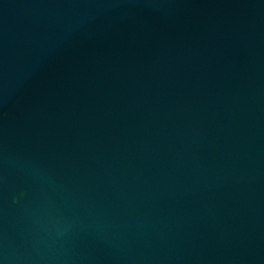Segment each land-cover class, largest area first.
<instances>
[{"label": "water", "instance_id": "95a60500", "mask_svg": "<svg viewBox=\"0 0 264 264\" xmlns=\"http://www.w3.org/2000/svg\"><path fill=\"white\" fill-rule=\"evenodd\" d=\"M0 264H264V0H0Z\"/></svg>", "mask_w": 264, "mask_h": 264}]
</instances>
